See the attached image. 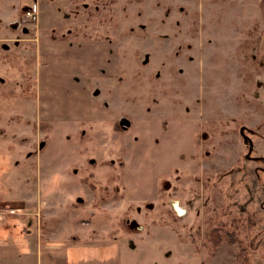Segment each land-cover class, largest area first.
Instances as JSON below:
<instances>
[{"label": "rangeland", "instance_id": "1", "mask_svg": "<svg viewBox=\"0 0 264 264\" xmlns=\"http://www.w3.org/2000/svg\"><path fill=\"white\" fill-rule=\"evenodd\" d=\"M33 1L0 0V131L83 175L101 256L264 264V0Z\"/></svg>", "mask_w": 264, "mask_h": 264}, {"label": "crops", "instance_id": "2", "mask_svg": "<svg viewBox=\"0 0 264 264\" xmlns=\"http://www.w3.org/2000/svg\"><path fill=\"white\" fill-rule=\"evenodd\" d=\"M12 132V129L0 131V141L8 142L3 150L0 173L8 169L12 177L7 181H14L11 185L0 184V264H114L113 259L100 254L103 247L108 250L109 243L96 241L88 233L92 222L82 218L83 207L92 199L75 192L68 194L65 188V184L74 180L83 182L80 178L83 175L75 170L68 172V163L57 166L58 163L50 160L42 165L40 159L34 176V163L29 170L23 156L18 160L13 154L18 150L28 153L26 146L3 138ZM43 151L38 156L42 157ZM24 158L32 159L33 155L27 154ZM76 200L80 206L68 207ZM9 225L15 228L7 229ZM68 226L73 231L68 233ZM106 228L109 229L108 222ZM8 234L11 240H7Z\"/></svg>", "mask_w": 264, "mask_h": 264}, {"label": "built area", "instance_id": "3", "mask_svg": "<svg viewBox=\"0 0 264 264\" xmlns=\"http://www.w3.org/2000/svg\"><path fill=\"white\" fill-rule=\"evenodd\" d=\"M39 4L37 0H34L24 11V20L27 22H38L39 21ZM20 23V24H19ZM21 25V22H18ZM22 26V25H21Z\"/></svg>", "mask_w": 264, "mask_h": 264}, {"label": "water", "instance_id": "4", "mask_svg": "<svg viewBox=\"0 0 264 264\" xmlns=\"http://www.w3.org/2000/svg\"><path fill=\"white\" fill-rule=\"evenodd\" d=\"M179 207H180V206H179ZM175 208H176L177 212H178L180 215L183 213L181 207H180V209L178 208V203H175Z\"/></svg>", "mask_w": 264, "mask_h": 264}, {"label": "bare ground", "instance_id": "5", "mask_svg": "<svg viewBox=\"0 0 264 264\" xmlns=\"http://www.w3.org/2000/svg\"><path fill=\"white\" fill-rule=\"evenodd\" d=\"M178 208L180 209V207L178 206ZM182 209V208H181ZM183 213H185V211L182 209Z\"/></svg>", "mask_w": 264, "mask_h": 264}]
</instances>
